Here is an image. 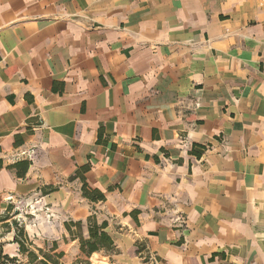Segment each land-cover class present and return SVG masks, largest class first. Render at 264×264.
Listing matches in <instances>:
<instances>
[{"label":"crops","instance_id":"0c3cea01","mask_svg":"<svg viewBox=\"0 0 264 264\" xmlns=\"http://www.w3.org/2000/svg\"><path fill=\"white\" fill-rule=\"evenodd\" d=\"M20 203L59 264L263 262L264 0H0V214ZM89 217L112 247L87 255Z\"/></svg>","mask_w":264,"mask_h":264},{"label":"rangeland","instance_id":"374dc122","mask_svg":"<svg viewBox=\"0 0 264 264\" xmlns=\"http://www.w3.org/2000/svg\"><path fill=\"white\" fill-rule=\"evenodd\" d=\"M29 210V205L27 206L25 203H20L16 206H12L9 211L6 210L4 213L0 214L6 216L5 219L0 221V237L3 241H7L13 233L12 239H14L19 230L22 229L25 234L23 242L28 249L26 257L31 264H59V261L62 259V255H59L60 251L58 249V243L62 241V238L53 239V237H47L45 239H41V248H38L36 246L38 238L31 235L32 227H34L35 224L31 218L36 217L29 215V213H24L25 211L29 212ZM20 212L22 215L18 216ZM39 212H41V210H39ZM37 222H40L42 226V218H39ZM83 256L84 255L76 258L72 264H88V258ZM93 257H96V255H93ZM260 264H264V261Z\"/></svg>","mask_w":264,"mask_h":264},{"label":"trees","instance_id":"16d2710c","mask_svg":"<svg viewBox=\"0 0 264 264\" xmlns=\"http://www.w3.org/2000/svg\"><path fill=\"white\" fill-rule=\"evenodd\" d=\"M82 191L86 197H88L91 200H101L104 198L103 193L99 192L98 190H88L86 188V184L84 183L82 186ZM12 206H8L7 211ZM6 216L0 215V221L5 219ZM15 223V222H14ZM88 223V233L89 238L83 239L80 237V250L87 255H90L92 252L98 250L99 248H111L112 247V241L109 237V235L105 231V227L107 223L103 221L100 224H97L96 220L92 217H89L87 220ZM75 226L77 228H80L81 222H71L70 224H66V227L69 229V226ZM21 239H20V237ZM23 238H25V234L22 229L19 230V232L15 235L14 241L19 244V250L20 252H28V249L26 248ZM59 255H62V252H60ZM16 260V257H9L6 254H2L1 250V244H0V264H10L14 263Z\"/></svg>","mask_w":264,"mask_h":264},{"label":"built area","instance_id":"2783aa9c","mask_svg":"<svg viewBox=\"0 0 264 264\" xmlns=\"http://www.w3.org/2000/svg\"><path fill=\"white\" fill-rule=\"evenodd\" d=\"M21 155H22V156H25V155H27V153H22ZM16 156H17V155H16ZM18 156H19V155H18Z\"/></svg>","mask_w":264,"mask_h":264}]
</instances>
